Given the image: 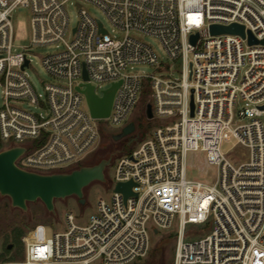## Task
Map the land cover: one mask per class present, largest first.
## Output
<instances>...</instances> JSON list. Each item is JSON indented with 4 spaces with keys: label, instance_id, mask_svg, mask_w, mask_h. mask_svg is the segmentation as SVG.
Returning <instances> with one entry per match:
<instances>
[{
    "label": "built area",
    "instance_id": "1",
    "mask_svg": "<svg viewBox=\"0 0 264 264\" xmlns=\"http://www.w3.org/2000/svg\"><path fill=\"white\" fill-rule=\"evenodd\" d=\"M76 4L98 8L110 32L83 8L72 25ZM19 10L28 15L23 46L14 44ZM232 24L244 37L210 32ZM40 47L52 49L40 58L51 80L38 91L29 71ZM114 84L108 117H91L86 85L102 97ZM143 98L154 126L115 157L109 199L86 224L66 213L63 232L33 227L23 258L0 264H127L146 257L149 232L174 226L172 264H264V0H0V150L23 148L19 168H75L97 149V122L122 129ZM232 138L249 150L247 161L235 165L222 151ZM191 153L214 170L212 182L187 177ZM128 181L135 195L124 198L115 186ZM204 224L209 234L186 240L188 225Z\"/></svg>",
    "mask_w": 264,
    "mask_h": 264
},
{
    "label": "rangeland",
    "instance_id": "2",
    "mask_svg": "<svg viewBox=\"0 0 264 264\" xmlns=\"http://www.w3.org/2000/svg\"><path fill=\"white\" fill-rule=\"evenodd\" d=\"M80 8L85 9L90 15L98 18L107 31L110 32V26L102 12L95 6L89 4H76L68 7V14L72 25L77 20L78 10ZM27 18L28 15L25 10L18 11L14 21L18 37L14 44L17 46H23L27 43V35L29 33ZM143 40L151 45L158 55H163L160 43L155 38L143 37ZM50 51L52 49L48 47H40L34 50L35 57L33 58L32 68L29 73L38 91L41 90L43 82L51 80L50 76L45 73L40 64V58ZM138 70L144 71L147 74L153 72V68L147 65L139 66ZM106 86L107 84L105 82L97 83V92L100 94V89ZM144 104L145 98L139 102L128 118L135 125L134 131L120 140H113L112 135L119 133L121 126H111L107 119L97 122L100 128L97 149L88 153L78 165L91 162L95 159V154L99 155V157L108 158L113 153V157L110 165L104 171L107 181L105 183L95 181L84 188L85 203L83 205L75 197L71 196L62 200H55L54 213L48 212L39 200L27 203L26 211H22L21 209L12 207L8 197L0 195V261L21 260L23 258L24 244L22 237L33 227L42 225L48 227L47 232H63L67 229L65 221L66 213H71L74 216L76 224L82 225L87 223L88 216L96 210L98 200L100 198L108 200L113 193L115 165L113 162L115 161V157L128 153L136 148L139 142L151 134L154 124L147 119ZM222 151L235 165L249 159V150L236 143V140L233 138L222 144ZM187 164L189 165V170L187 171V177L189 179L207 182L214 180V170L205 165L201 153L189 154ZM175 228L174 226L171 229H159L157 234L152 231L149 232L151 247L146 257L127 264H172L175 249ZM43 231V227H38L32 234H40ZM187 231H189V235L186 237V240H193L206 236L210 233L211 228L206 224L188 225ZM8 245H11L10 248H8Z\"/></svg>",
    "mask_w": 264,
    "mask_h": 264
},
{
    "label": "water",
    "instance_id": "3",
    "mask_svg": "<svg viewBox=\"0 0 264 264\" xmlns=\"http://www.w3.org/2000/svg\"><path fill=\"white\" fill-rule=\"evenodd\" d=\"M210 32L211 34H239L242 37L245 34L243 27L237 24L230 26L213 25L210 27ZM248 36L249 43L256 42L250 33ZM196 37L197 35H193L191 41L195 42ZM116 87L117 84H114L112 88L105 91L104 96L98 97L94 93L93 87L86 85L82 92L85 95L91 117H108ZM145 113L148 119L152 117L150 104L146 105ZM134 129V123L130 122L119 133L113 135L112 139L120 140ZM23 151L24 149L21 147L0 150V195L8 197L11 206L22 211H26L27 203L39 200L50 213H54V201L57 199L62 200L73 196L83 205L85 203L84 188L95 181L102 183L107 181L104 171L110 165L113 157V153H111L108 158L99 157L100 159L93 164L80 165L64 172L42 174L23 170L15 164L16 159ZM131 186V181L119 182L115 186V191L127 198L130 195H135L131 191ZM154 233L156 234V230ZM10 246L8 245V248Z\"/></svg>",
    "mask_w": 264,
    "mask_h": 264
},
{
    "label": "trees",
    "instance_id": "4",
    "mask_svg": "<svg viewBox=\"0 0 264 264\" xmlns=\"http://www.w3.org/2000/svg\"><path fill=\"white\" fill-rule=\"evenodd\" d=\"M101 156V155H100ZM98 159H100L99 158V155H97V154H95V159L94 160H92L91 162H88V163H86V164H93V163H95ZM83 165H85V164H83ZM80 165H78V166H76V167H79ZM75 167V168H76Z\"/></svg>",
    "mask_w": 264,
    "mask_h": 264
}]
</instances>
